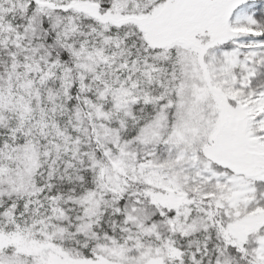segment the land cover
Segmentation results:
<instances>
[{
    "label": "snow or ice",
    "instance_id": "snow-or-ice-1",
    "mask_svg": "<svg viewBox=\"0 0 264 264\" xmlns=\"http://www.w3.org/2000/svg\"><path fill=\"white\" fill-rule=\"evenodd\" d=\"M0 264H264V0H0Z\"/></svg>",
    "mask_w": 264,
    "mask_h": 264
}]
</instances>
